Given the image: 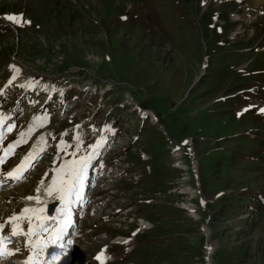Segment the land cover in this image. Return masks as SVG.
Instances as JSON below:
<instances>
[{"label": "rangeland", "instance_id": "rangeland-1", "mask_svg": "<svg viewBox=\"0 0 264 264\" xmlns=\"http://www.w3.org/2000/svg\"><path fill=\"white\" fill-rule=\"evenodd\" d=\"M262 47L264 0H0V78L30 80L37 91H0L2 129L11 131L4 148L49 89L82 91L70 94L74 112L46 117L52 129L70 127L65 152H84L97 181L83 204L96 212L81 218L76 263L93 264L103 241L122 235L129 240L107 243L110 264H264ZM148 113L153 120H144ZM70 119L100 130L115 122L119 136L106 139L113 150L101 160L94 147L90 157L89 131L74 148ZM52 129L39 135L49 148L4 195L14 202L1 201L0 212L60 167ZM36 143H21L11 162ZM124 240L125 249L112 244Z\"/></svg>", "mask_w": 264, "mask_h": 264}, {"label": "snow or ice", "instance_id": "snow-or-ice-1", "mask_svg": "<svg viewBox=\"0 0 264 264\" xmlns=\"http://www.w3.org/2000/svg\"><path fill=\"white\" fill-rule=\"evenodd\" d=\"M10 21H16V17L8 16ZM13 71L18 72L13 66ZM15 76H13V79ZM31 132V128L29 129ZM26 134L20 133V138L13 143L9 144L6 148L0 149V164L6 162L7 158L14 154L15 148L21 143H26ZM3 134L0 133V140H2ZM60 147V146H58ZM44 151V147H40L37 150L30 151L22 160L19 165L13 168L10 172L6 173V178L20 181L24 178V172L28 171L33 162L38 159L39 154ZM87 167V161H70L61 165L52 176L51 181L46 189V194L52 196L56 193L58 199L61 201L62 208L59 210L63 219L57 221V227L50 230L46 224L49 217L42 215L43 208H24L19 214H13L3 224H0V260L7 259L20 249H9L7 245L11 243L13 237H24V246L29 249L28 257L23 261V264H53L60 258L59 253L53 252L49 260H45L43 255L47 252L50 246H56L63 248L64 245L59 243L62 239L65 229L71 224V212L70 207L73 202L72 198L81 199V190L84 183V169ZM43 183V181H41ZM37 193L40 189L37 188ZM28 200H35L36 203H40L39 195L26 197ZM56 221L57 217H51ZM27 221V229L21 227L22 223ZM5 224L10 225L11 232L8 235L3 234ZM45 234H47L45 236ZM69 244L71 241L68 242ZM104 251L101 250L96 257L100 264H104Z\"/></svg>", "mask_w": 264, "mask_h": 264}, {"label": "bare ground", "instance_id": "bare-ground-1", "mask_svg": "<svg viewBox=\"0 0 264 264\" xmlns=\"http://www.w3.org/2000/svg\"><path fill=\"white\" fill-rule=\"evenodd\" d=\"M231 19L232 20H238L239 18H238V15H236V14H233V15H231ZM243 22H245V21H243ZM263 105V104H262ZM259 106V110L260 111H263L264 112V105L263 106ZM15 183V181L13 180V183L12 184H14ZM189 191V190H188ZM52 200V199H51ZM46 202L48 203L49 202V200H46ZM187 210V209H186ZM191 210V209H190ZM189 211V210H188ZM43 215V214H42ZM191 216H193L194 218H196L195 217V213L194 212H192V214H191ZM47 217H49V219L51 218L50 216H47ZM62 219H63V217H62ZM47 222V221H46ZM27 225V223H24L23 224V226H26ZM205 232L207 231L206 230V227H204V229H203ZM9 233L8 232H6L5 233V235H8ZM125 241V240H124ZM210 250V249H209ZM104 257H106V259L108 260V257H107V255L106 254H104ZM45 260H48L47 258H45V257H43ZM105 259V260H106Z\"/></svg>", "mask_w": 264, "mask_h": 264}]
</instances>
